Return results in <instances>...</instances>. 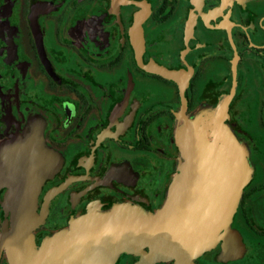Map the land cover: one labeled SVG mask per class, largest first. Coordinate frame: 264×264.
I'll list each match as a JSON object with an SVG mask.
<instances>
[{
	"label": "flooded vegetation",
	"instance_id": "flooded-vegetation-1",
	"mask_svg": "<svg viewBox=\"0 0 264 264\" xmlns=\"http://www.w3.org/2000/svg\"><path fill=\"white\" fill-rule=\"evenodd\" d=\"M232 88L225 124L250 175L228 228L188 264H264V0H0V153L22 170L57 159L35 243L89 209H160L182 160L176 114L215 113Z\"/></svg>",
	"mask_w": 264,
	"mask_h": 264
},
{
	"label": "water",
	"instance_id": "water-1",
	"mask_svg": "<svg viewBox=\"0 0 264 264\" xmlns=\"http://www.w3.org/2000/svg\"><path fill=\"white\" fill-rule=\"evenodd\" d=\"M232 95L233 88L215 113L192 119L176 114L182 160L160 209H89L39 245L33 232L44 215L36 211L37 192L55 171L57 159L51 154L48 161L47 156L43 168L27 159L22 170L15 154L0 153V183L9 188L4 212L10 213V227L7 217L2 224L0 246L9 264H100L113 261L119 252L139 254L147 262L188 264L228 228L250 175L245 149L225 124Z\"/></svg>",
	"mask_w": 264,
	"mask_h": 264
}]
</instances>
